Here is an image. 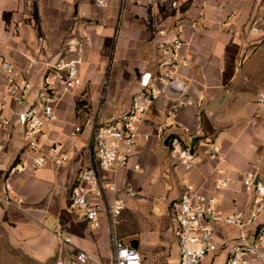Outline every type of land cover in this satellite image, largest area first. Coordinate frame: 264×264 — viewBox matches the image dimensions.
I'll return each mask as SVG.
<instances>
[{
  "label": "crops",
  "instance_id": "obj_1",
  "mask_svg": "<svg viewBox=\"0 0 264 264\" xmlns=\"http://www.w3.org/2000/svg\"><path fill=\"white\" fill-rule=\"evenodd\" d=\"M193 22L198 23L195 29ZM175 36L192 41L191 64L146 111L127 166L107 174L125 204L117 233L129 245L136 242L142 264H178L173 212L184 184L213 193L221 210L231 213L246 209L251 199L242 184L246 171L264 181V103L258 102L264 94V0H108L105 6L96 0H0V60L24 69L27 56L40 59L31 75L32 95L44 64L81 59V85L60 90L49 135L68 149L69 162L59 169L30 166L7 176V165L22 146L17 130L0 163V232L36 264L66 263L78 251L91 257L84 264L111 263L104 215L101 227L93 229L67 207L71 185L88 164L92 127L86 121L97 111L103 119L127 112L134 94L169 60L168 43ZM3 84L0 77V88ZM221 94L223 105L209 111ZM82 98L88 109L77 107ZM172 103L183 105L176 120L190 129L194 148L203 152L213 141L221 146L223 161L204 156L191 170H182L164 144L167 137L157 134ZM75 126L82 130L71 143ZM219 176L228 178L229 186L215 191L212 181ZM7 181L11 196L21 202L1 197ZM128 189L135 191L133 197ZM56 229L71 244L60 242ZM215 232L219 243L237 234L223 225L215 226ZM225 257L220 248L201 264H222ZM253 264H264V259Z\"/></svg>",
  "mask_w": 264,
  "mask_h": 264
},
{
  "label": "built area",
  "instance_id": "obj_2",
  "mask_svg": "<svg viewBox=\"0 0 264 264\" xmlns=\"http://www.w3.org/2000/svg\"><path fill=\"white\" fill-rule=\"evenodd\" d=\"M108 0H96L105 6ZM198 23H191L197 28ZM170 58L160 74L134 94L127 112L117 118L103 119L102 112L88 118L86 123L92 127L88 164L82 167L75 177L69 193L67 207L79 213L92 227H101V215L106 220L111 247L110 264H142L137 248L126 243L117 233V225L125 204L116 196L118 188L115 181L107 179L108 173H116L127 166L130 156L139 142L141 124L146 111L155 99L165 93L166 86L179 75L181 69L191 64L192 41L175 36L169 43ZM79 52L81 48L79 45ZM28 64L24 69L7 59L0 60V77L4 80L0 88V163L15 137L21 131V150L7 165V176L24 172L28 167H51L59 169L70 160L69 151L61 142L49 138L60 100V90L67 91L81 85L78 64L81 59H71L61 64H44L41 70L38 90L32 95L35 83L32 80L38 57L27 56ZM84 97V96H83ZM259 103H264L260 93ZM189 103V101H188ZM183 105L171 104L166 112L164 123L157 130L159 137H169L168 148L182 170L187 172L197 166L204 158L223 161L221 146L211 141L201 152L191 144L190 129L176 120V113ZM87 108V105H82ZM82 129L75 126L71 143ZM174 130L176 132L170 131ZM182 135H186L184 138ZM148 138L147 135H144ZM134 165V169H138ZM221 171V168L217 169ZM244 190L251 195L246 209H236L224 213L213 193L205 192L200 186L184 184L183 190L174 205L173 235L178 248V264H201L208 255L216 254L220 248L226 251L222 264H253L264 259V220L258 221L264 213V181L258 179L255 171H246L242 177ZM212 189L224 190L229 179L216 177ZM12 187L7 181L3 185L2 198L7 202H21L20 197L11 196ZM130 197L135 191L128 189ZM229 226L237 234L219 243L215 226ZM56 238L71 244L70 237L60 229L55 231ZM91 257L84 251L75 253V258L57 264H84ZM152 264H160L155 260Z\"/></svg>",
  "mask_w": 264,
  "mask_h": 264
},
{
  "label": "rangeland",
  "instance_id": "obj_3",
  "mask_svg": "<svg viewBox=\"0 0 264 264\" xmlns=\"http://www.w3.org/2000/svg\"><path fill=\"white\" fill-rule=\"evenodd\" d=\"M85 94H83L84 96ZM78 102H83L82 105H87L88 109L89 105L82 98L79 99ZM82 105L80 107H82ZM0 264H36L33 262L24 252L13 247L7 237L3 234L2 230L0 232Z\"/></svg>",
  "mask_w": 264,
  "mask_h": 264
},
{
  "label": "water",
  "instance_id": "obj_4",
  "mask_svg": "<svg viewBox=\"0 0 264 264\" xmlns=\"http://www.w3.org/2000/svg\"><path fill=\"white\" fill-rule=\"evenodd\" d=\"M223 101H224V94H221V95H219L218 97H216V98L211 102V104L208 106V110H209V111H213V110L218 109L219 107H221V106L223 105V103H222ZM169 137H170V136H168V137L165 139V141H164V144H165V145H167L168 140H169ZM193 142H194V140L192 141V144H193ZM131 246L136 247V242L133 241V243L131 244Z\"/></svg>",
  "mask_w": 264,
  "mask_h": 264
},
{
  "label": "trees",
  "instance_id": "obj_5",
  "mask_svg": "<svg viewBox=\"0 0 264 264\" xmlns=\"http://www.w3.org/2000/svg\"><path fill=\"white\" fill-rule=\"evenodd\" d=\"M82 104H84L83 102H77V107H80Z\"/></svg>",
  "mask_w": 264,
  "mask_h": 264
}]
</instances>
